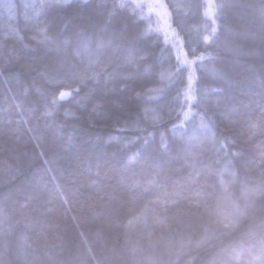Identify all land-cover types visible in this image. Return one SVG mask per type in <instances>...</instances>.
Here are the masks:
<instances>
[{"label":"trees","instance_id":"1","mask_svg":"<svg viewBox=\"0 0 264 264\" xmlns=\"http://www.w3.org/2000/svg\"><path fill=\"white\" fill-rule=\"evenodd\" d=\"M232 1L234 3L230 4L234 6L225 8L218 20V40L208 49L213 52V58L206 60L198 71L201 91L197 94L203 96L204 90H208L207 99L211 101L220 95L211 91L218 86L212 75L213 68L227 69L241 84L254 80L257 93L260 81L264 79V58L258 47L255 55H236L226 46L233 45L244 52L253 46L238 32L251 27L249 22L253 19L258 26V12L245 5L259 4V0ZM103 2L110 5L112 0ZM99 3L101 0H88V7H83L78 6L80 1L73 0L72 7L62 17L55 18L53 34L62 33L74 46L79 40L91 41L94 37L97 41L101 38L114 40L113 31L118 32L125 20L129 22L130 32L134 30L131 16H117L105 32H100L95 27L99 17L91 11V7ZM191 16L185 24L188 32L204 33L210 21L203 17V9ZM17 23L24 29L22 16ZM116 42L120 43L119 40ZM32 46L36 47L34 42ZM139 48L144 49L145 59L131 65V70L151 83L160 71L170 67L171 53L165 44L155 39ZM5 54L4 34L0 33V55ZM43 54L42 50L36 53ZM27 58L31 59L30 56ZM81 67L70 47L63 70L71 72ZM114 68L129 70L119 58L108 70ZM17 94L16 80L7 74L0 76V160L11 156L20 157L23 162L22 172L15 182L0 181V264H264V191H256L264 186V169L253 163L258 161L257 145L264 143V130H256L253 135L245 127L235 126L227 135L235 139L242 155H229L219 161L212 157L214 168H223L228 163L235 173L230 177L227 195L241 211L235 213L231 208H225L226 216L232 218L226 219L215 214L216 205L224 194L219 187L213 189L210 186L215 182L214 176L207 183L187 185L179 190L172 186L171 180L188 174V169L183 166L179 141L173 142L167 153H162L157 146L161 132L171 138L176 112H173L172 120H166L157 130L155 141L148 148L141 141L125 148L123 139L109 141V137H131L134 132L118 133L113 127L115 121L103 115L94 116L90 121H73L70 116H65V109L78 116L87 113L75 105L63 104L56 122L66 124L69 129H86L78 148L63 152L53 130L45 126L43 119L38 121L43 100L33 93L21 110L13 100ZM223 95L231 97L234 93ZM98 96L99 103L116 112L121 120L135 118L136 114L129 111V106L111 108L115 103L114 94L105 92ZM171 106L179 111L174 100ZM214 112L219 122L223 106L214 108ZM224 118L228 119L227 116ZM23 120L30 123L24 124ZM29 126L33 132L27 131ZM180 132L194 135L193 125L189 124ZM34 137L39 138L41 148L36 147ZM41 150L48 153L49 159H55L54 172L45 171L46 166L40 159L31 164L23 159L25 154L31 156ZM77 152L94 154L93 164L97 160L101 163L102 174L97 177L93 171L81 175ZM154 169L163 170L170 177L166 189L158 187L134 192L120 182L122 174L141 170L151 173ZM177 169L181 171L177 172ZM53 175L63 186L67 203L55 190L52 199L47 193L38 191V183L47 182ZM70 177L77 180L75 185L70 183ZM194 190L203 193L202 199H207L208 206L195 202ZM33 195L37 198L32 199L27 208L22 207ZM225 223L229 227L226 228Z\"/></svg>","mask_w":264,"mask_h":264},{"label":"snow or ice","instance_id":"2","mask_svg":"<svg viewBox=\"0 0 264 264\" xmlns=\"http://www.w3.org/2000/svg\"><path fill=\"white\" fill-rule=\"evenodd\" d=\"M72 5L73 0H25L21 6L9 3L8 0H0V9L7 13L6 24L11 23L14 18L18 21L21 15L24 19V29H21L18 23L5 28L6 54L0 55V76L6 74L12 76L18 86V94L13 96L15 106L23 110L33 93L37 94L44 102L38 121L43 119L45 126L53 130L63 152L75 151L86 133L84 128L69 129L66 124L56 122L57 113L63 108V104L75 105L77 109L87 113L78 116L70 109H65V116H70L73 121H90L94 116L103 115L106 119L115 121L113 127L118 133L134 132L135 135L131 137L122 138L119 135L109 137V141L123 139L125 148L137 141H141L144 147L148 148L155 141L157 130L166 120H172L173 112H176L171 125V138L161 132L157 146L162 153H167L172 143L177 139L179 141L183 153V166L188 169V174L171 180L174 190L201 182L207 183L209 178L214 176L215 182L210 186L213 189L219 187L224 194L216 205L215 214L232 219L226 216L225 208H231L235 213L241 211L239 205L232 202L227 195L231 187L230 177L235 173L228 163H225L223 168H214L211 160L213 156L219 161L229 155L233 157L242 155L241 150L236 147L235 139L227 135L235 126L241 125L253 135L256 130H264V79L260 81V91L257 93L254 80L249 84H241L227 69L213 68L212 75L218 86L211 91L213 94H220L219 98L215 101L207 99L208 90H204L203 96H198L197 93L201 91L198 87L199 68L206 60L213 58V52L208 49L218 40L220 27L218 20L225 8L234 5L216 4L213 0H204L203 3L200 0H189L188 3L179 5L180 10L196 14L203 9V17L210 21L204 34L190 43V33L185 34L177 25L173 27L174 22L170 19L171 10L163 0H112L110 5L101 0V3L91 7V11L99 17L95 27L100 32H105L107 26L111 25L117 16H131L134 30L130 32L129 22L125 20L118 32L113 31L114 40L107 41L101 38L97 41L94 37L91 41L79 40L74 46L62 33L53 34L55 18L62 17ZM78 6L88 7V0H80ZM245 6L258 12V26L257 21L253 19L249 22L251 27L239 31L238 35L250 40L253 46L247 52L233 45L226 46L236 55H255L258 47L260 55L264 58V0H259V4ZM161 7L164 12L159 11ZM153 14L158 17L155 33L163 32L162 42L168 46L171 56L170 67L160 71L157 77L148 83L141 79L138 72L131 70V65L145 59L144 49L139 46L147 45L154 38L150 19ZM161 23L163 27L159 26ZM25 32L26 34H22ZM155 39L159 40L160 37L155 35ZM9 40L11 43H8ZM33 42L36 47L32 46ZM70 47L73 57L79 60L82 67L66 72L63 70L64 60ZM39 50L44 54L36 55ZM29 56L31 59L27 58ZM118 58L129 66L128 71L116 68L108 70ZM105 92L115 96V103L111 108L129 106V111L135 112V118L121 120L116 112L99 103L98 93L102 95ZM228 92L234 95L231 97L223 95ZM173 100L179 111L171 106ZM221 106L223 113L217 122L214 108ZM31 110L36 111L35 108ZM225 116L228 117L227 120ZM22 122L30 123L28 120ZM189 124L193 125L194 135L191 136L180 132V129H187ZM27 131L33 132V128L29 126ZM34 138L37 139L36 147L41 148L39 138ZM257 150L258 161L255 160L253 163L264 169V143L257 145ZM76 155L81 164L79 169L81 175L85 172L91 174L93 171L97 177L102 174L101 163L97 160L93 164L94 154L77 152ZM23 159L29 164L40 159L42 165L46 166L45 171L54 172L52 165L55 159H49L48 153L43 150L39 153L34 152L31 156L25 154ZM22 166L20 157L8 156L0 160V181L15 182L22 172ZM103 175L107 176V173ZM69 180L72 185L77 183L73 177ZM169 180L170 177L163 170L155 169L151 173L142 170L131 171L120 177V182L134 192L149 191L158 187L166 189ZM92 186L98 187L97 184ZM53 190L67 203V198L63 196V186L55 175L47 182L38 183V191L47 193L49 199L54 197ZM256 191H264V186L258 187ZM193 197L198 205L202 203L208 206L207 199H202L203 193L199 190L193 191ZM35 198H37L35 195L29 196L22 207L27 208L29 202ZM224 226L227 228L229 224L225 223Z\"/></svg>","mask_w":264,"mask_h":264},{"label":"rangeland","instance_id":"3","mask_svg":"<svg viewBox=\"0 0 264 264\" xmlns=\"http://www.w3.org/2000/svg\"><path fill=\"white\" fill-rule=\"evenodd\" d=\"M75 1H80V0H75ZM9 3L15 4L17 6H21L25 0H8ZM164 3H166L168 5V8L171 10V15H170V19L174 22L173 23V27H175L176 25L180 28V30L184 33L189 34L190 32H188V30L185 28V24L187 23V21L192 17L191 15H193L194 12H189L188 10H180L179 9V5H183L185 3H188L189 0H163ZM214 3L216 4H233L234 1H230V0H213ZM23 11V9H21V12ZM159 11L164 12L163 7H161L159 9ZM146 12V10H145ZM23 17V15H21ZM6 17H7V13L4 11V9H0V33L4 34V30L6 27H13L17 24V20H15V18L13 19V21H11V23L6 24ZM151 24H152V28H153V32H154V38L155 39V35H158L160 37L159 40L155 39L156 41L163 43V32H159V33H155V30L157 28V21H158V17H156L154 14L151 16ZM160 27H163V24L161 23L159 25ZM204 33L202 32H194L191 33L190 37H189V42L191 43L192 40L196 39L199 35H202ZM164 44V43H163ZM167 45H165L166 47ZM168 47V46H167Z\"/></svg>","mask_w":264,"mask_h":264}]
</instances>
